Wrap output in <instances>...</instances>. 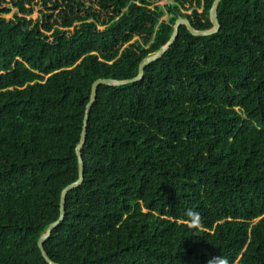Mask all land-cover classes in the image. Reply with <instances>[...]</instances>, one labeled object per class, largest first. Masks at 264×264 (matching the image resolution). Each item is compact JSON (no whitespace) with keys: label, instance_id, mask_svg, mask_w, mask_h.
<instances>
[{"label":"trees","instance_id":"1","mask_svg":"<svg viewBox=\"0 0 264 264\" xmlns=\"http://www.w3.org/2000/svg\"><path fill=\"white\" fill-rule=\"evenodd\" d=\"M97 1L44 0L60 11L42 22L0 3V264H50L38 240L79 176L93 82L136 76L179 16L213 26L214 0ZM218 15L99 86L45 241L58 264H264V0Z\"/></svg>","mask_w":264,"mask_h":264},{"label":"water","instance_id":"2","mask_svg":"<svg viewBox=\"0 0 264 264\" xmlns=\"http://www.w3.org/2000/svg\"><path fill=\"white\" fill-rule=\"evenodd\" d=\"M220 1L221 0H214L213 1L212 7L210 9V18L213 22V26L209 29L196 28L193 25L192 21L188 17L179 16L175 21L174 31H173L170 39L163 46H161L158 50L150 53L145 58H143V60L140 63V66H139L140 71L136 76L131 77V78H126V79H117V78L105 77V78H98L93 82L90 99L88 100V102L86 104V110H85V115H84V120H83L82 131H81V138H80V141L76 147L77 154H78V160H79V176L75 181L69 183L66 187L63 188L62 193H61V202H60V216L56 221H54L50 224V226L40 236V238L38 240V245L42 251V254L49 261L50 264H58V263L55 262L49 256L48 252L46 251L45 241L51 235L52 230L65 217V203H66V197H67L68 191L70 189L78 186L84 179V159H83V155H82V147L84 146V144L86 142L88 122H89V118H90V110H91V107L96 100L99 86L101 84L121 85V84L129 83V82L141 79L145 74L146 66L149 63H151L152 61L161 57L167 51V49L173 44V42L176 40V38L179 34L180 26L182 24H186L188 29L190 30V32L193 34H196V35H208V34H212V33H215L216 31H218L221 27L219 15H218V6H219Z\"/></svg>","mask_w":264,"mask_h":264},{"label":"rangeland","instance_id":"3","mask_svg":"<svg viewBox=\"0 0 264 264\" xmlns=\"http://www.w3.org/2000/svg\"><path fill=\"white\" fill-rule=\"evenodd\" d=\"M16 0H0L1 7H11V11L9 13H3V15L7 17H12L15 13H20V9L16 4L14 3ZM26 6H31L33 7V12L31 14H28V18L33 19L34 21H39L42 22L44 19L51 18V21L56 17V14L58 11H60V7L57 6L55 8V5L53 3H45L44 0H25ZM60 2H63V0H59ZM83 2V5L81 6L82 13L86 14L89 11L95 10L98 5L97 0H80ZM174 0H154V4H166L168 2H173ZM189 2L186 3L185 6H183L182 10L184 12H192V9H185L186 7H189ZM53 14L52 16L50 14ZM164 18L168 19L169 16L166 15ZM103 27V26H102ZM137 38V37H136ZM135 38V39H136Z\"/></svg>","mask_w":264,"mask_h":264},{"label":"clouds","instance_id":"4","mask_svg":"<svg viewBox=\"0 0 264 264\" xmlns=\"http://www.w3.org/2000/svg\"><path fill=\"white\" fill-rule=\"evenodd\" d=\"M194 217H196V214H192ZM198 218V217H196ZM208 264H229L228 260L224 258L223 256H214L208 260Z\"/></svg>","mask_w":264,"mask_h":264}]
</instances>
